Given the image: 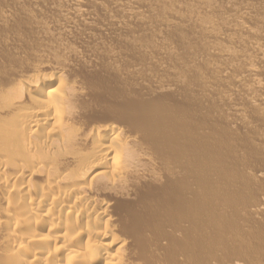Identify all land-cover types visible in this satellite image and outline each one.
I'll use <instances>...</instances> for the list:
<instances>
[{
    "label": "rangeland",
    "instance_id": "374dc122",
    "mask_svg": "<svg viewBox=\"0 0 264 264\" xmlns=\"http://www.w3.org/2000/svg\"><path fill=\"white\" fill-rule=\"evenodd\" d=\"M209 18L220 36L204 33L202 21ZM213 41L228 45L236 57L211 53L206 46ZM250 62L254 75L242 71ZM54 68L83 87L104 76L103 82L109 80L113 88L118 83L115 90L119 87L121 95L141 96L137 102L143 104L162 98L163 110L149 108L158 118L153 129L159 125L160 131L144 138L148 148L166 143L170 129L163 123L172 127L178 120L184 175L176 176L178 166L166 168L156 157L158 167L149 169L156 181L148 179L154 185L145 174L134 181L154 191L160 185L169 194L161 191L154 198L157 192L153 205L145 203L130 216L121 212L111 226L131 240L124 255L127 264H230L241 259L243 250L250 251L251 264H264V210L248 213L264 198V176L257 173L264 171V0H0V76L23 80ZM255 80L262 89L249 93L246 87ZM163 106L178 110L182 123ZM161 111H167L162 113L167 120ZM134 181L131 188L129 183L124 187L129 193L122 188L115 196L102 197L115 207L132 201L142 189ZM126 215L133 221L138 216V227ZM18 255L25 258L26 252Z\"/></svg>",
    "mask_w": 264,
    "mask_h": 264
},
{
    "label": "bare ground",
    "instance_id": "6f19581e",
    "mask_svg": "<svg viewBox=\"0 0 264 264\" xmlns=\"http://www.w3.org/2000/svg\"><path fill=\"white\" fill-rule=\"evenodd\" d=\"M189 12L191 13L190 10ZM193 17L196 18L195 15ZM212 20L213 18H209L202 21V29L206 30L204 33L209 32L208 35L220 36L214 20L213 25L218 30L212 28ZM238 26L249 30L242 24ZM221 44L215 42L206 47L211 49V53L213 51L236 57L228 45ZM255 48L261 53L259 46ZM209 49L207 51L210 52ZM225 69L226 67L222 69V73L226 72ZM242 71L254 75L256 70L250 62ZM64 75L60 69L54 68L50 73L32 74L23 80H15L10 75L0 76V264H127L124 255L129 253H125V250L132 236L127 241L126 237L114 232L111 226L115 218L126 210L128 215H134L145 203L152 204V196L157 192L159 194L154 198L161 197V193L166 194V189L163 191L160 188L162 186L157 185L159 189L154 191L139 183L142 189L137 193L136 199L130 195L133 198V202L130 200L132 204L124 198L127 203L116 200L119 202L117 207L112 205L113 200L102 196H115L114 193L120 192L128 183L127 187L131 188L130 181L138 180L144 174L148 176L147 179L144 176L145 180L151 178L156 181L149 170L150 167L153 168L156 159L166 168H171V164L178 166L180 172L175 171L176 176L185 172L183 149L178 145L179 133L175 130L178 120L175 124L171 120L168 122L172 127L163 123L166 124L164 128L170 129V136L165 135L166 143L155 142L154 146L148 148L149 145L144 142V138L154 135L151 133L155 129L158 133L160 131L159 125L153 129L158 118L155 115L157 113L151 114L150 109H161L162 98L156 97L157 101L153 103L148 100L145 103L143 100V104L140 99L137 102L141 96L136 98L133 94L121 95L119 87L117 91L120 93L115 90L118 83H113L115 88L111 86L112 82L108 84L107 79L110 78L107 74V81L103 82V76L101 81L85 83L84 87L73 76V80L68 78L70 74ZM109 77L112 75L109 74ZM241 82L240 77L236 79L237 84ZM246 88L249 93L262 89L256 80ZM143 96L142 98L147 99L148 95ZM148 99L150 100L149 97ZM169 100L168 98L167 103ZM162 103L165 104L166 101ZM169 104L166 105L170 106ZM172 110L169 109L172 113L177 112L169 114L176 116L178 110ZM162 113L163 111L160 117L165 119ZM178 117L180 120L181 116ZM131 130L134 131V136L131 135ZM137 133L142 136L137 138ZM156 166L154 168L158 167ZM257 173L258 177L264 176L261 168L257 169ZM148 182L151 184L153 181ZM174 182L175 179L171 178L169 183ZM161 183L164 185L165 182ZM169 183H166V187ZM202 186L208 188L206 184ZM125 196L126 193L123 197ZM257 201L258 204L248 210L249 214L252 211L256 213L258 209L264 210V198ZM126 217L125 220L132 229L137 220L140 224L138 216L135 218L136 222L133 221L134 218L132 220V217H128L133 223ZM128 228L124 230L126 236ZM245 246L248 250L252 249L249 243H245ZM237 249L238 246L232 247L230 254ZM23 251L26 252L25 258L18 255V252ZM249 252L243 250L241 259L231 261L230 264H251L253 260L249 257Z\"/></svg>",
    "mask_w": 264,
    "mask_h": 264
}]
</instances>
